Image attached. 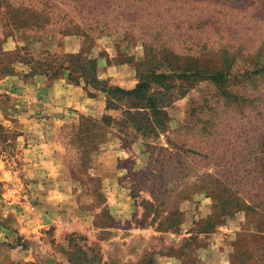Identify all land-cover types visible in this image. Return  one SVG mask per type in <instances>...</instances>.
I'll return each mask as SVG.
<instances>
[{
	"label": "rangeland",
	"instance_id": "rangeland-1",
	"mask_svg": "<svg viewBox=\"0 0 264 264\" xmlns=\"http://www.w3.org/2000/svg\"><path fill=\"white\" fill-rule=\"evenodd\" d=\"M142 82L163 130L77 129ZM0 264H264V0H0Z\"/></svg>",
	"mask_w": 264,
	"mask_h": 264
},
{
	"label": "trees",
	"instance_id": "trees-1",
	"mask_svg": "<svg viewBox=\"0 0 264 264\" xmlns=\"http://www.w3.org/2000/svg\"><path fill=\"white\" fill-rule=\"evenodd\" d=\"M23 5L24 3H20ZM8 5V14L9 21L18 27L20 26H32L36 29L47 28L50 23L54 22V18L50 19L48 15H42L35 12H30L32 10H28L27 7H22L21 9H12L11 6ZM98 22V21H95ZM94 25H92V28ZM99 28V27H97ZM104 28V27H103ZM22 64L28 65V61H21ZM89 64L90 62H86ZM60 68H63L60 65ZM68 68V67H65ZM34 73L44 72L46 76H54L57 75L56 72L53 71V67L51 63L39 62L36 63L35 66L32 67ZM87 74V73H85ZM155 79L161 78V75H157L154 77ZM89 83H92L96 86H102V83L97 81L95 78H86ZM150 85L146 82L139 83L132 90H123L119 87L109 86L103 89V92L109 94V97L115 98L117 102H123L125 109L119 108L116 104H113L108 101L107 109H114L116 111L120 110L119 118H112L108 115H103L99 122L93 121L91 119L82 118L79 128L80 131L87 130H95L93 135L98 139L99 142L105 140V136L109 133V130L114 126L120 128L119 132H122L124 128L133 127L136 132H143L145 135H153L159 129L163 130V124L161 120L158 118L159 114H162L161 109L156 106V104L161 101V96L159 93H151L150 94ZM133 109V110H132ZM150 118L154 120H150ZM158 118V119H156ZM156 122V125L154 124ZM79 134V132L77 131ZM125 134V133H124ZM126 135V134H125Z\"/></svg>",
	"mask_w": 264,
	"mask_h": 264
},
{
	"label": "crops",
	"instance_id": "crops-1",
	"mask_svg": "<svg viewBox=\"0 0 264 264\" xmlns=\"http://www.w3.org/2000/svg\"><path fill=\"white\" fill-rule=\"evenodd\" d=\"M33 103V102H32ZM19 108V107H18ZM18 121H16L15 122V124H14V126L16 127V128H20V126H22V128L24 129L25 127H27V126H25V125H22V121H23V119H21L19 116H18ZM27 124H32V123H30V121H27ZM25 126V127H24ZM31 126V125H30ZM31 128V127H30ZM27 132H32V130L31 131H29L28 129H25ZM28 138V137H27ZM44 143H46V144H44ZM48 142H46V140L44 139L43 140V154L42 155H40L39 154V152L38 153H35V152H33V154H36V156H35V158H36V162H31L29 165H27L28 167H32V172L34 173V174H36V176H40V174L41 175H44V170H46V171H49V173L50 174H55V172H56V169H57V167H55L54 165H53V163H54V159L53 158H51V156H50V153H49V146H48ZM29 147H30V145H29ZM25 152H29V154H30V150H29V148L28 149H26L25 150ZM37 155H38V157L39 158H41V160L39 161V160H37ZM32 161V160H31ZM60 195V194H59Z\"/></svg>",
	"mask_w": 264,
	"mask_h": 264
}]
</instances>
